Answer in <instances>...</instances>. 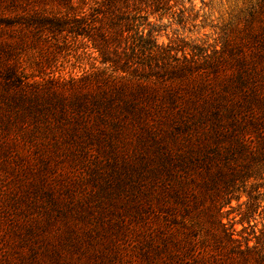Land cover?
<instances>
[{
    "label": "trees",
    "instance_id": "16d2710c",
    "mask_svg": "<svg viewBox=\"0 0 264 264\" xmlns=\"http://www.w3.org/2000/svg\"><path fill=\"white\" fill-rule=\"evenodd\" d=\"M177 2L0 0V156L15 134L42 159L138 157L187 213L189 226L171 232L179 252L161 262L264 264L259 243L223 224L235 194L264 180V0L236 6L213 50L160 44L148 29L151 17L174 18ZM58 36L86 40L91 72L53 77L48 59H25ZM208 205L220 233L199 217Z\"/></svg>",
    "mask_w": 264,
    "mask_h": 264
},
{
    "label": "rangeland",
    "instance_id": "374dc122",
    "mask_svg": "<svg viewBox=\"0 0 264 264\" xmlns=\"http://www.w3.org/2000/svg\"><path fill=\"white\" fill-rule=\"evenodd\" d=\"M242 1L178 0L174 18L151 17L154 26L148 29L160 44L213 50L221 26ZM43 43L40 52L28 46L25 59L30 64L33 58L48 59V75L68 79L92 71L97 54L86 40L58 36ZM10 142L12 155L0 156V196L6 190L0 208L2 264H172L158 256L165 249L179 252L171 232L189 226L183 222L187 213L163 196L159 176L139 171L138 157L42 159L17 135ZM207 208L199 217L220 233L213 208ZM189 215L198 216L194 210ZM223 224L236 230L243 245L259 243L264 251V180L235 194Z\"/></svg>",
    "mask_w": 264,
    "mask_h": 264
}]
</instances>
